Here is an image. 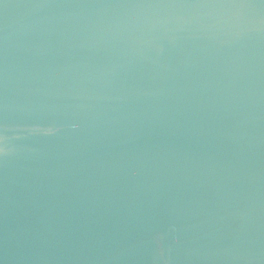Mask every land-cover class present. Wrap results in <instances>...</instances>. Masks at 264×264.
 <instances>
[{
  "label": "water",
  "instance_id": "1",
  "mask_svg": "<svg viewBox=\"0 0 264 264\" xmlns=\"http://www.w3.org/2000/svg\"><path fill=\"white\" fill-rule=\"evenodd\" d=\"M0 264H264V0H0Z\"/></svg>",
  "mask_w": 264,
  "mask_h": 264
}]
</instances>
